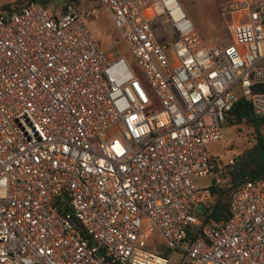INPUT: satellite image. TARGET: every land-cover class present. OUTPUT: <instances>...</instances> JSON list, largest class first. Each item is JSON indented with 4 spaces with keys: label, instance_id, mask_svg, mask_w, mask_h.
<instances>
[{
    "label": "built area",
    "instance_id": "2783aa9c",
    "mask_svg": "<svg viewBox=\"0 0 264 264\" xmlns=\"http://www.w3.org/2000/svg\"><path fill=\"white\" fill-rule=\"evenodd\" d=\"M95 3L142 78L70 5L0 8V264H167L161 246L182 264H264V179L235 184L226 218L198 215L232 104L264 116V0H217L212 44L177 0Z\"/></svg>",
    "mask_w": 264,
    "mask_h": 264
},
{
    "label": "rangeland",
    "instance_id": "374dc122",
    "mask_svg": "<svg viewBox=\"0 0 264 264\" xmlns=\"http://www.w3.org/2000/svg\"><path fill=\"white\" fill-rule=\"evenodd\" d=\"M12 1L13 0H0V6ZM37 1L49 8L62 9L64 6L70 5L76 9L83 17L85 26L98 45L107 49V52L112 57L124 55L136 74L142 78V74L132 60L125 44L120 41L119 31L113 26L109 14L98 6V4L95 3V0H78V2L73 0ZM177 1L186 17L191 21L194 30L204 42L212 44L213 42L226 39L224 35L223 21L216 11L217 0ZM258 1L260 0H250V3L253 6ZM86 10L91 11L88 16L85 15ZM150 25L153 28L158 41L165 44L172 42L174 39L173 31L171 27L164 22L162 16L156 17L152 20ZM222 135V140L207 143L205 145L207 154L216 159V163L219 167L224 166L225 164H232L233 158L250 145L249 128L242 124L228 125L225 123L222 127ZM204 180H207V178ZM198 210H200L199 207ZM153 237L156 243H161L156 233L153 234ZM159 249L161 251L165 248L161 246ZM164 256H166L168 260L167 264H182L180 262V254L175 251L170 250Z\"/></svg>",
    "mask_w": 264,
    "mask_h": 264
},
{
    "label": "trees",
    "instance_id": "16d2710c",
    "mask_svg": "<svg viewBox=\"0 0 264 264\" xmlns=\"http://www.w3.org/2000/svg\"><path fill=\"white\" fill-rule=\"evenodd\" d=\"M26 1L13 0L1 5L0 8H10ZM73 1L78 2V0ZM253 90L264 91V84L254 86ZM225 123L242 124L249 128L250 145L233 158L232 164L220 167L214 165L215 175L221 181L219 184L210 186V201L198 211L201 223H212L227 217L231 192L242 178L264 179V116L254 115L250 102L243 97H238L228 111ZM155 251L166 255L170 250L156 249Z\"/></svg>",
    "mask_w": 264,
    "mask_h": 264
}]
</instances>
